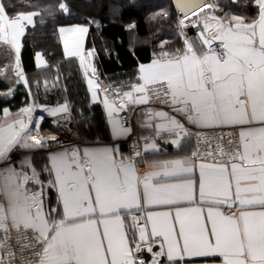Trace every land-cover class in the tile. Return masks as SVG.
<instances>
[{"label":"snow or ice","instance_id":"obj_1","mask_svg":"<svg viewBox=\"0 0 264 264\" xmlns=\"http://www.w3.org/2000/svg\"><path fill=\"white\" fill-rule=\"evenodd\" d=\"M225 7L174 0L175 14H155L174 20L182 47L162 40L128 91L98 81L95 49L84 48L87 26L59 28L65 56L78 59L93 103L106 110L112 143L68 147L40 135L39 123L30 127L36 107L67 118V101L3 109L0 264H264V0H250L246 14ZM44 11L71 15L65 2ZM38 16L43 23L39 11L10 16L0 0V47L9 54L0 76L15 77L0 96H13L15 84L33 94L21 53ZM189 27L197 29L192 37ZM36 61L47 66L41 53ZM132 105L146 106L144 126L154 136L125 155L118 141L131 128L120 113ZM165 138L176 149L171 159L159 158ZM49 141L59 148L38 168L29 153L51 149Z\"/></svg>","mask_w":264,"mask_h":264},{"label":"trees","instance_id":"obj_2","mask_svg":"<svg viewBox=\"0 0 264 264\" xmlns=\"http://www.w3.org/2000/svg\"><path fill=\"white\" fill-rule=\"evenodd\" d=\"M60 2L68 4L70 16L57 11L53 17L44 11ZM4 3L10 16L21 11H39L43 15V23L38 16L35 18V28L29 26L26 31L25 46L21 53L23 70L28 78L47 81V90L44 88L43 92L39 89L40 95L44 96V102L53 100L60 94L61 99H67L78 135L84 142L109 139L105 114L99 104L91 102L78 61L65 58L58 36L60 27L74 24L90 26L97 52V70L102 77L104 73H112L109 80H113V89H120L118 76L134 74L139 62L151 61L154 53L159 52L162 40L169 41L166 48L182 47L174 20H165L162 17L152 19L163 9L175 14L172 0H4ZM220 3L226 6V12L246 14L250 11V0H220ZM129 25L134 27L129 29ZM136 38L147 39L149 43L136 44ZM2 52L0 47L1 56ZM37 53H41L47 61L44 70L36 69L34 58ZM52 81L54 89H51ZM15 88L13 96H0V117L4 108L17 111L29 103L30 97L25 87L16 84ZM7 89L8 85L0 80V92Z\"/></svg>","mask_w":264,"mask_h":264},{"label":"crops","instance_id":"obj_3","mask_svg":"<svg viewBox=\"0 0 264 264\" xmlns=\"http://www.w3.org/2000/svg\"><path fill=\"white\" fill-rule=\"evenodd\" d=\"M231 1L236 2L237 0H231ZM74 25H78V24H74ZM79 25H81V24H79ZM70 26H73V25H67V26H62V27H70ZM85 26H87L89 28V31L86 34L85 39H84V48H85V50H90V49H93V48L95 49V55H94V57H92V62H93L94 66L97 69V64H96L97 52H96V48H95V45H94L95 43L93 41V38L91 37L90 26H88V25H85ZM188 32L190 34L189 37H192V36H194L196 34L197 29L190 27L188 29ZM58 36H59V40H60V42H61V44L63 46V40H62V38L60 36L59 29H58ZM136 40H137L136 44H139V45H145V44H148L149 43V41L147 39L140 40V38H136ZM2 50H3V52H2V56L0 55V63L6 64L8 62V59H9V54H8V52H7V50L5 48L2 47ZM131 50L133 51L132 48H131ZM63 52H64V47H63ZM65 58H67V57L65 56ZM43 59H44V61H46V59L44 57H43ZM67 59H74V60H77L78 61L77 58H67ZM34 62H35V66H36V69L37 70H44L47 67V66L46 67H44V66L38 67L37 66V61H36V56L34 58ZM150 62L151 61L139 62V64H142V63L143 64H147V63H150ZM78 63H79V61H78ZM46 64H47V61H46ZM0 66H1V64H0ZM137 70H138V67L135 70L134 74L125 73V74H122V75L118 76L117 79L119 80L118 81L119 88L122 91H128V90H130L129 87H128V84H129V82H132V83L135 82V77L137 75ZM81 71L83 73V69L82 68H81ZM110 75H112V73H104V77H102L101 75H99V72L97 70V78H98V81L102 85H110L111 88L109 89V91L111 92L113 90V87L112 86L114 85V83H113V80H109V76ZM83 76H84V73H83ZM27 78H28V76H27ZM84 78H85V76H84ZM0 80L4 81L6 83V85H8V87H10V86H13V82L15 80V77L13 76V74L11 72H9L7 74V78L5 76H0ZM28 80H29V85L31 86V90H32V93L33 94L30 96L29 93H28V95L30 97V101L24 107H27L28 105L35 103L37 106L44 105V106H47V107H50V108H55L59 104H63L65 101H67V99L65 97L63 99H61V96L62 95L60 94L58 97L54 98L53 100L44 102V98H43L44 96H42V94L40 95L41 92H39V89L43 90V92H44V88H45L44 87V82H45V80H42L40 78H32V79L31 78H28ZM37 81L40 82V87L38 89L36 87V82ZM85 83H86L87 89L89 91L88 84H87V79L86 78H85ZM21 85H23V84H21ZM52 85H53V81H52ZM53 87L54 86H52L51 89H54ZM25 89L28 92V88L25 87ZM89 93H90V100L93 103L92 96H91V92L89 91ZM103 95H104V93L101 92L100 93V98L101 99L103 98ZM114 98L117 99V100L119 99L118 97H114ZM93 104H99L102 107L103 111H104L105 120H106V128H107V131H108L109 139L107 141H98L97 140V141H92V142H90V141L84 142V145L83 146L96 145V144H100V145H103V144H111L112 143L111 130H110V125L108 123V118H107L106 110H105L103 104H101L99 102H95ZM24 107H22V108H24ZM140 107L146 108V106H136V105H132L129 109H126L124 112H126L129 115V120L126 123V126L131 128V134L133 132H135V133H138L140 135L141 140H142V145H143V143H144L143 138L144 137H153L154 136V132L144 126L145 125V119L146 118L145 117H141L138 114H136V109L137 108H140ZM155 107L157 109L166 111L162 107H158V106H155ZM69 109L71 110L70 104H69ZM19 110H17V111H11L10 110V111H11V113L16 114V113L19 112ZM35 112H44V113H47L41 107H36V109L33 112V114ZM124 112H121L120 115L122 113H124ZM69 113H70V111H69ZM3 119L4 118H3V114H2V116L0 117V121H2ZM192 130L195 131V129H192ZM130 135L126 139L121 140V141H118V143L120 144V149H121V151L125 155H128L129 154V137H130ZM158 143L160 145L161 153H166L164 155L159 156L160 159H171V158L174 157V155L176 153V149H175L174 146H172L169 143H167V138L158 140ZM55 150H57V149H55ZM55 150H51V151H55ZM25 151L26 150L21 149V152L22 153H24ZM49 151H44L43 149H37V150H33L31 153H29L32 156L33 163L35 164L36 167L39 168V167L42 166V164H44V163L47 162V156H48V152ZM38 155L41 156V157H39ZM144 170H145V168L142 167L141 168V172H143ZM161 210H163V209H161ZM196 259L199 262V261L203 260L204 258H196ZM217 264H219V261L218 260H217Z\"/></svg>","mask_w":264,"mask_h":264},{"label":"built area","instance_id":"obj_4","mask_svg":"<svg viewBox=\"0 0 264 264\" xmlns=\"http://www.w3.org/2000/svg\"><path fill=\"white\" fill-rule=\"evenodd\" d=\"M189 28L185 29V35L188 37H189V32H188ZM154 106L162 107L166 111L169 110L165 105L159 103L155 104ZM144 110L145 108L143 107L137 108L136 114H138L141 117H144L142 115ZM41 116L43 117V120L39 119ZM121 116H127V121L129 120V115L126 112L122 113ZM37 123H39L40 125L39 128L40 135L44 137L55 136L57 141L61 142L62 144L68 147L84 145V142L80 139L78 135L76 123L70 113L67 114V118H65L64 114L53 117L46 113H35L32 118V125H30V127H34ZM215 135L216 134L214 133L209 134L210 141L213 140ZM49 143L51 145V149L45 148L43 150L45 151L55 150V149L58 150L59 145L57 144L56 141H49ZM133 144H136L138 147L143 146L140 135L135 132H133L129 137V154H131L132 152ZM223 146L227 148L226 140ZM208 148L209 150H214L216 148V144L214 142H211L208 145ZM21 154L22 152L20 150L19 152L15 153V156L19 157L21 156ZM142 167L143 166H141V168Z\"/></svg>","mask_w":264,"mask_h":264},{"label":"rangeland","instance_id":"obj_5","mask_svg":"<svg viewBox=\"0 0 264 264\" xmlns=\"http://www.w3.org/2000/svg\"><path fill=\"white\" fill-rule=\"evenodd\" d=\"M111 13V12H110ZM81 139V138H80ZM83 141V140H82ZM84 142V141H83ZM45 151V150H44ZM20 157V156H19ZM19 157H17V158H19Z\"/></svg>","mask_w":264,"mask_h":264},{"label":"water","instance_id":"obj_6","mask_svg":"<svg viewBox=\"0 0 264 264\" xmlns=\"http://www.w3.org/2000/svg\"><path fill=\"white\" fill-rule=\"evenodd\" d=\"M173 1V5H174V0H172Z\"/></svg>","mask_w":264,"mask_h":264}]
</instances>
